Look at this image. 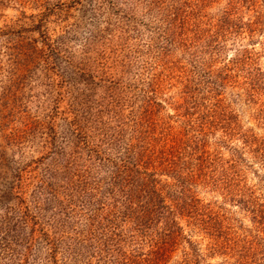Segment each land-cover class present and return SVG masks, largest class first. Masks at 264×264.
<instances>
[{"label": "rangeland", "instance_id": "rangeland-1", "mask_svg": "<svg viewBox=\"0 0 264 264\" xmlns=\"http://www.w3.org/2000/svg\"><path fill=\"white\" fill-rule=\"evenodd\" d=\"M256 11L238 0H0V264H115L120 245L147 253L150 243L126 238L137 224L117 217L111 171L133 152L177 211L166 171L197 148L211 165L186 194L210 227L189 216L180 226L199 264H238L259 230L243 200L264 204V90L247 78L264 72V25L237 35L222 21L254 22ZM96 215L110 241L96 242ZM187 253L183 240L167 264Z\"/></svg>", "mask_w": 264, "mask_h": 264}, {"label": "trees", "instance_id": "trees-1", "mask_svg": "<svg viewBox=\"0 0 264 264\" xmlns=\"http://www.w3.org/2000/svg\"><path fill=\"white\" fill-rule=\"evenodd\" d=\"M240 2H242L244 7L247 6V9L249 10L251 7L257 9V6H259L260 11H256L257 16L255 21L244 23L238 17H236V20H233L230 18L232 16L231 14V16L223 18L222 26L226 28L230 27L233 30L230 32L231 34L236 33L237 35H240L246 31L253 34L258 30L259 25H264V0H238V3ZM258 2L262 4H259ZM245 28L247 30H245ZM223 35L224 34H221L222 37ZM216 49L220 50L221 47H216ZM247 59L251 60L250 57H248ZM263 73L264 72H262L260 68L256 67L252 72H249L247 78L252 93H258L264 90ZM206 135L207 134L205 133L204 136ZM202 137L198 138L201 139ZM194 139V141L191 140L195 145L193 146V148H197L198 145L200 146V142L202 140H197V137H195ZM256 141L259 142L258 140ZM260 145L261 146L259 150L262 151V157L264 158V142L262 141ZM199 150L200 149L198 148L197 150L194 149L193 153L189 155V163L185 161L184 164L181 163V157H178L174 162L171 161V168L169 167L170 170L166 171V175H170V177L174 179L175 183L179 185V191L176 190L175 194H173L174 198L178 197V200H184L177 211L173 210L171 205L166 204V197L164 198L162 194L163 186H160L161 182L157 179V176L159 174L157 175V173L155 172H150L149 168H145V170L142 169L140 171L139 168L141 167L139 166L141 164H139V162L134 159V156H132L133 152H130L129 158L126 157V160H121L119 163H117V169L111 171L110 183H112L113 189L109 191V194L117 200L123 199V203L125 204L124 211L118 212V214L120 215L117 214V217L123 216V220H130L137 224V228L135 230L136 234H133L132 236H128L126 238L131 241H135L136 236H138L140 237L143 244L144 241L150 243L151 248L147 253L138 251L137 254V251L135 252L134 250L136 255L127 256V251L122 250L123 247L121 248L120 245V248L117 250L118 256H120L121 258L123 257V259L120 261L119 258H116L114 261L115 264H167L170 259H172L173 253L177 250V247L182 244L183 240H186L189 243L192 251L191 254H186L188 256V261L186 264H191V260L194 259L196 264L200 263L202 254H200L198 245L196 244V242H193L192 240H189L186 238V236H184L183 229L180 226L181 217L189 216L196 222H200V224L204 226L205 230H208L209 228L207 227H210V221H206L205 218L195 217L197 216V214H195V211L193 209L195 206H193L192 204L197 201L193 195L191 196L186 194L189 186H191L192 188L197 187V181L199 180V178L205 177V179H207V172H205V169H207L208 165H211L210 156H205L206 153L201 152L202 154L200 156L194 158V155H196ZM165 160L166 159L164 157V154L161 153L160 161L164 162ZM191 160L198 162L192 163ZM131 161H134L135 163H132ZM186 165H188V167H186ZM184 170H188L189 175H187V177H185L182 173V171ZM195 171L199 173L196 175ZM71 175L73 174L71 173ZM223 176V182L226 183V187L231 191L230 186L232 187V181H234L233 176L227 173H224ZM223 176L221 174V177ZM74 177V175L71 177L72 184L75 181ZM210 180H213L212 182L214 185H216L220 181L218 177L215 178V176L212 175L210 176ZM123 181H126L127 183L124 184ZM90 187L91 184L88 182L81 183V188L86 196H92ZM244 197L247 196L244 195ZM243 201H245V205L254 209V211H252L253 213H255L256 217H254V219L258 223L259 230H257L258 235L256 234L253 240L247 243L246 250H244V252L240 254V261L238 262V264H264V204H260L259 200ZM70 205L73 206L75 204L70 202ZM93 217L94 218L92 219L91 227H93L94 229L93 231L95 234L94 237L96 239V242H104L107 239L108 241H110L109 238H111V236H108V234L105 232L106 227L98 226V216L96 215ZM159 223L162 225L160 226V229L158 227ZM213 228L214 230L216 229L215 231H219L217 226H214ZM154 231L156 235H153ZM119 237H121V235H119ZM47 242L48 244H50L49 241ZM60 242L61 239H55L53 241L52 253L57 250V244ZM119 242L121 244L124 243L125 240L120 238ZM191 257H193L194 259H191Z\"/></svg>", "mask_w": 264, "mask_h": 264}]
</instances>
